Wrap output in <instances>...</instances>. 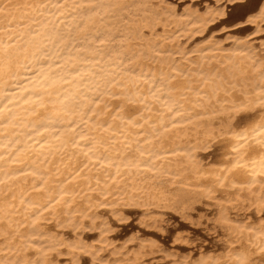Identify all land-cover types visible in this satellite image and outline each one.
I'll use <instances>...</instances> for the list:
<instances>
[{
    "label": "bare ground",
    "instance_id": "1",
    "mask_svg": "<svg viewBox=\"0 0 264 264\" xmlns=\"http://www.w3.org/2000/svg\"><path fill=\"white\" fill-rule=\"evenodd\" d=\"M210 1L0 0V264H264V0Z\"/></svg>",
    "mask_w": 264,
    "mask_h": 264
},
{
    "label": "rangeland",
    "instance_id": "2",
    "mask_svg": "<svg viewBox=\"0 0 264 264\" xmlns=\"http://www.w3.org/2000/svg\"><path fill=\"white\" fill-rule=\"evenodd\" d=\"M172 2H174V3H180V5H185V4H187L188 3V0H171ZM180 1V2H179ZM256 1V0H255ZM195 2L197 3V4H200V6L201 7H204V3L205 2H211L210 0L208 1V0H195ZM249 2H254V0L252 1V0H249ZM232 7V6H231ZM230 6L228 7V9H227V11H229L228 13H227V19H228V23H225V26H233V25H236V24H238V23H240L242 20H236V19H232V20H230L231 18H232V16H236L237 14H238V9H237V7H236V9H235V7H232L231 8ZM232 11V13H230ZM237 12V13H236ZM232 15V16H230V15ZM229 15V16H228ZM229 17V18H228ZM231 17V18H230ZM226 20V19H225ZM230 20V21H229ZM236 20V21H235ZM232 22V23H231ZM236 22V23H235ZM221 29V27L220 28H218V32H219V30ZM239 29H240V27H238L237 28V30L239 31ZM237 30H230V33H232V34H237ZM237 31V32H236ZM239 33V32H238ZM240 34V33H239ZM218 35H222V33H220L219 32V34ZM262 38H264V35L262 36ZM244 118V117H243ZM218 149V148H217ZM216 154H217V152H215ZM214 154V153H213ZM212 154V156L213 157H215V155H213ZM130 217V219L127 221V223L125 222V223H123V224H117L116 226H119L118 227V233L120 234V232H121V235H122V240H124V239H128L132 234H134L136 231H137V229L139 228V226H137V222H136V220H137V218H138V215H130L129 216ZM183 222H179L178 223V227H180V230L183 232V231H186V230H188L187 228H185L186 227V225H184V223L182 224ZM125 224V225H124ZM184 225V226H183ZM121 226H123V227H121ZM184 228V229H183ZM171 229H173V228H171ZM117 230V229H116ZM141 230H142V233H145L147 236H149V237H151L152 239H156L157 241H160V242H163V243H165L168 247H173L172 245V241H173V239H174V237H175V233L171 230V231H169V232H167V233H164V234H161V233H159L158 234V232H155L154 230H144V228H141ZM197 231V230H196ZM199 232L200 231H198V232H196V233H194L195 235L194 236H197L196 234H199ZM150 233H152L151 235H150ZM156 234H158V235H156ZM170 234V235H169ZM171 236V237H170ZM176 248H180V250H182V251H187L188 249H186V248H184V246H180V247H176ZM182 248V249H181ZM88 263V262H87ZM155 264H159V263H155Z\"/></svg>",
    "mask_w": 264,
    "mask_h": 264
}]
</instances>
